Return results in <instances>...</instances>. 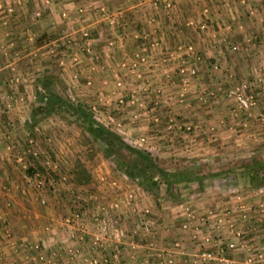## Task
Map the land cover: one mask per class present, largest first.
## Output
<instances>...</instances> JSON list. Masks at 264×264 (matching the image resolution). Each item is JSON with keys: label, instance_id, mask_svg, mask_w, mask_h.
<instances>
[{"label": "rangeland", "instance_id": "1", "mask_svg": "<svg viewBox=\"0 0 264 264\" xmlns=\"http://www.w3.org/2000/svg\"><path fill=\"white\" fill-rule=\"evenodd\" d=\"M19 1L25 0H11L7 5L0 0L1 14L6 18L14 16ZM44 2L49 3L48 0ZM147 2L151 5L150 0ZM185 2L189 5L185 8L187 16L184 24L174 23L176 15L185 17L176 0L171 10L167 11L163 5L155 7L162 11L164 26L168 27L167 34L172 40L158 46L159 40L141 38V43H136L139 46L137 51L128 57L121 56L117 63L118 70L116 69L111 80L112 88L118 92H112L113 96L104 95V90L110 89V81L104 80L94 87L92 83L87 85V80L83 77L76 78L79 71L72 72V69L79 68L80 54L93 61L99 57L96 42L86 28H76L77 34L72 35L70 42L57 40L58 36L56 39L49 38L48 41L52 42L49 49L53 53L49 60L51 69L45 74L39 72L35 78H31L30 71L26 70L29 63L25 61L26 54L18 55V48L12 47L13 43L9 47H6L7 43H0V56H5L2 63L7 69H13L6 80L0 81V121L2 116H8L6 122L0 125V147L3 149L0 164L6 163L0 166V256L2 253L4 255L1 259H5L4 249L10 253L5 264H29L30 255L31 264H55L53 257L49 256L52 253L47 254L48 249L45 247L46 243L54 244V241L62 249L58 253L55 250L52 252L62 254L67 260L65 242L67 240L68 244H76L71 237L76 233V227L80 225L87 232L92 231L93 219L98 218L101 223L105 221L108 214L105 212L124 198L129 190L135 192L141 205L149 208L152 213L149 223L158 221L153 207L161 209V204L168 203L170 211H175L174 219H180L178 226L182 223H187L189 228L192 226L191 230L184 231L189 232L192 242L196 241L198 247L201 246V239L205 237L203 234L207 228L199 226L198 218L201 217L209 218V229L218 218L226 222L227 226L232 224L237 229L243 223L242 236L243 240L247 239V213L241 212V209L238 216H234L232 212H225L226 215H223L219 209H214V204L207 201L218 200L223 191L264 189V186L237 184V179L231 175L219 180L212 177V174L229 169L237 172L242 165L261 160L264 156V121L261 120L264 116V101L261 95L257 93V107L251 110V117L248 118L245 115L232 118L230 112L234 105L225 97L234 80L252 78L259 64L264 62L262 58L257 60L252 74L246 68L242 71L233 68L232 64L237 63L236 59L230 63L235 56L239 62L250 65V60L244 56L246 49L252 52L264 50V0ZM219 5L228 12L225 11L223 15L217 8ZM232 6L236 8L237 15L245 17V21L233 17L235 21L228 22L233 14L229 13ZM79 9H83V12L80 13ZM84 15V8L79 6L73 18L82 21ZM107 15L111 16L102 6L101 19L111 27L114 24L108 22ZM123 15L122 19L126 20ZM41 18L42 10L36 9L28 17V22L35 24ZM111 18L114 19V16ZM223 19L227 21L219 26L218 23ZM4 26L0 24V39L10 33ZM124 26L127 29L129 22L127 25L124 22ZM128 29L134 35L140 27L134 24ZM84 33L87 36H83ZM137 36L135 38H139ZM63 42L67 43L66 46ZM104 42L107 48L114 46L112 41ZM232 46H237L238 50L232 51ZM74 47L78 49L75 50ZM151 47L158 48L157 56V50L152 55L148 52ZM166 47L168 49H164ZM11 48L14 50H10ZM223 48L225 51L222 54ZM219 49L220 57H216ZM202 50L207 51L208 58ZM14 57L20 58L18 61L22 63V68L10 65L13 64ZM168 59H171V69L166 68ZM225 61L224 66L222 63ZM9 62L11 63L8 64ZM153 63L163 64L162 73L152 72ZM200 65L207 66L205 71L209 73L208 76L218 74L222 87L209 90L197 86L194 80L199 75ZM214 65L217 70L212 69ZM56 67L59 69L58 74ZM191 70L194 71L192 75ZM122 72L126 73L127 80H124ZM135 79L139 81L136 84ZM39 81L44 82L46 88L50 85L56 98L44 94L45 87ZM127 82H132V85L125 84ZM218 89L224 97H219L216 104L214 99L217 97L210 94H218ZM121 92H128L129 95L126 98ZM119 99L123 100L122 104L118 102ZM115 102L119 109L113 108ZM76 104L85 106L93 119L116 132L124 144L149 153L160 168L205 177L202 184L181 189V195L172 197V200H162L164 185L161 184L159 190L150 183L144 188L141 178L129 176L128 165L137 161L136 156L121 144H116L113 152L107 153L105 146L98 143L72 113L70 106ZM188 110H192L195 116L187 118ZM147 112L151 114L150 122L154 127L149 128L148 133L134 131L133 123L139 120L142 113ZM188 125L193 127L192 132H187L182 127ZM155 129L158 134L153 132ZM79 166L88 173V182L83 183L79 177ZM117 172L127 178L121 177ZM150 174L157 179L154 173ZM198 203L205 208L197 207L195 204ZM185 208L193 211L195 218L192 222L185 220L182 214ZM256 210L260 217L264 216L263 202L256 204ZM76 213L80 217L71 219L70 226H66L65 220ZM128 215L127 211L124 212L120 220L117 219L119 216L114 215L108 225L109 229L113 228L112 244L115 241V246H121L119 249L125 250L120 237L122 232L137 234L139 244H143L145 240L153 241L151 231L147 234L139 230L142 216L131 219ZM195 228H198L197 232L194 231ZM225 228L226 226L224 230ZM28 235L32 237L29 238ZM227 239L228 235H225L224 240ZM89 249L85 243L81 246V255L86 254ZM24 253L26 256H23ZM259 253L263 254L264 251L259 248L258 253L251 255L258 256ZM17 255L22 259H17ZM39 256L45 260L41 262ZM58 264L83 263L78 259Z\"/></svg>", "mask_w": 264, "mask_h": 264}, {"label": "crops", "instance_id": "2", "mask_svg": "<svg viewBox=\"0 0 264 264\" xmlns=\"http://www.w3.org/2000/svg\"><path fill=\"white\" fill-rule=\"evenodd\" d=\"M1 1L5 2L6 5L10 4L11 2V0H1ZM185 1L186 0H176L177 5H179L180 3L181 8L183 9V10L181 9L182 13L185 14V17L183 18L181 17L182 15H176L175 18L173 19L174 23H179V24L185 23L187 16L186 15L187 12L185 11V8L189 5ZM48 2L49 3L46 2L45 4L44 0L19 1L17 2L18 6H16L17 10L15 11V15L12 16L11 18L4 17L1 14L2 12H0V24H4L7 27V29L10 31V33L7 36L1 37L2 39H0V43L3 42V45L7 43L8 45L6 44V47H9L13 43L14 46L12 45V47L18 48V55L26 54L25 61H29V63H27L26 65L27 67L26 70L28 72L30 71L29 73L31 74V78L32 77L35 78L39 72L45 74L47 73L48 69H51L49 60H51L52 57L51 55L53 53L49 49L50 45L52 44L51 41H48L49 38L50 39L58 38L57 40L70 42V38H72V35L75 36L77 34L76 33L78 31L77 29L86 28L87 31H89L90 36L96 42L95 48L98 49L97 53L99 57L98 60L93 61L90 59L87 60V58L84 57V55L80 54L81 57L79 58L78 61L79 68L77 67L78 69L75 68L72 69V72L75 70L79 71L80 73L77 74L78 76L75 75L76 78L83 77V79L87 80V82L85 81L87 85L92 83L94 87L98 86V84L102 83L104 80L110 81L109 83L110 89L108 90L106 89L107 91L104 90L105 93L104 95H106V97L111 95L113 96L112 92L114 94L116 92H115V88H112L113 84H111V80L114 77L116 69L118 70L117 63L119 61V58H122L121 56L125 55V57H128L134 51H137L139 47L137 46V44L139 45L142 39L145 38H152L154 41L159 40L160 43L162 44L158 42L157 43L158 46L160 45L162 46L164 42L169 43V41L171 42L172 40V38L167 34L169 33L168 27L166 28L164 26L165 20L162 19V11L159 10L158 8L153 7L152 5H149L147 1L138 3L136 2V0H93V1L48 0ZM79 6L83 7L85 10L84 19L82 21H78L77 19L73 18V16L76 15V11ZM102 6L106 8V11L110 13L111 16H114L115 26L112 25L111 27H109L108 25L104 24L105 22H103L104 20H102L100 16V9L102 8ZM217 8L222 12L223 15L225 14L224 13L225 11L228 12V10L222 7L221 5H219ZM232 8H233L232 10L231 9L229 10V13H233L232 14L233 16L231 15L228 22H234L235 19L233 20L232 19L233 17L237 18L239 21L242 22L245 21V17L237 15L236 8L234 6H232ZM36 9L42 10V18L35 24L29 23L28 17L32 13V11ZM122 15L127 19L126 20L124 18L122 19ZM122 21H124L126 25L129 22L130 27L131 25L137 24V26L140 27V29L136 31L135 33L136 35L135 34L131 35L128 29L130 27L127 26L126 29L124 26V22ZM219 21L216 22L218 23ZM224 21H227V19H223L220 23H218L219 26L221 23L223 24ZM262 35L264 39V34ZM135 36L139 38H135ZM134 39H138V40L135 41ZM106 40L112 41L114 43V46L112 48H107L104 42ZM64 44L66 46L67 43ZM240 44L241 43H239V45ZM26 46L28 47V49H25ZM74 49L77 50L78 48L74 47ZM164 49H168V48L166 47ZM10 50H14V49L11 48ZM154 50H157V52L155 51L156 53L154 52L157 56L158 48L156 49L151 47L150 51L148 52L152 55L154 54L153 53ZM219 51L220 49L217 50L216 57H220ZM223 51H225V48H223L222 54ZM246 51L247 53H245L244 56H246L247 60L248 59L250 60L249 63L252 64L244 65L242 62H239V59H237L235 56H233V60L230 61V63H233L234 59H236L235 61L237 63L234 62L235 64H232L233 68L241 71L244 68H246L248 69V72L252 74L253 71L255 70L253 68H255L254 64L257 63L256 61L260 60V58L264 60V50L262 51L253 50L252 52V50H249L247 48ZM202 52L204 56L208 58L207 51L205 52L202 50ZM15 54L17 55V52ZM4 59L5 56H0L1 82L6 80L5 78L9 76V74L13 70L12 68L7 69L6 65H3L2 62ZM18 59L20 60V58ZM18 59L14 57L13 64H10L11 62H9L8 64H10L11 66L16 65L18 66V68H22L23 65L22 63H19ZM170 60L171 59L167 60V64H166L167 65L166 68L168 67L167 69H171L169 64ZM4 62L6 63V60ZM222 64H224L225 66L226 61ZM75 65L76 64H74V66ZM151 65L153 66L152 72L162 73L163 64L159 63L157 65L153 63ZM206 67H207L206 65L199 66L200 72L197 78L194 80L195 84L200 88L203 87L209 90L213 88L222 87L220 85V78H218L219 77L218 74H216L215 76L210 74L211 76H208L209 73L205 71ZM58 72L59 69L56 67V73L58 74ZM123 72L122 74L125 76L124 80H127L126 73ZM123 75L120 74L121 77H123ZM137 82L139 81L136 80L134 83L136 84ZM125 84H130L131 86L132 82H127ZM151 86L153 85L151 84ZM121 94L124 95L126 98L129 95L128 92L127 93L121 92ZM100 95H102V93ZM219 97L220 96H217V98L214 99L216 104H218ZM115 99H117V97ZM113 108L119 109L116 105V102H115V106L113 104ZM192 116H195V113L192 112V110L191 111L188 110V112L186 113V117L191 118ZM7 117L8 116H2L0 125L6 122L5 120H7ZM151 119H152L151 114H149L148 112L142 113L139 117V120L136 121V123H133L134 131L148 133L150 129L154 127V125L151 124L152 122H150ZM153 132L158 134V131L156 129ZM158 137L161 138L160 135H158ZM1 151H3V149L0 147V158L2 156ZM5 164L6 163H1L0 166L2 167V165L4 166ZM220 196L222 197H219L218 200L216 201H207V202H211L212 204H214L215 205L214 209H219L223 215H226L225 212H227V214L232 212L234 213V216L235 215L238 216V213L240 212L241 209H242L241 212L248 214L249 219L247 220L248 222H246L247 225L246 230H248L249 233L245 241L247 242L246 244H248V246L250 247V250L252 251L254 250L256 252H252V251L248 253L242 251L241 252L239 251L240 253L228 252L225 256L226 260L228 261V264H244L243 259L245 258V256H247V254L254 255L258 253L259 248L264 251V216L260 217V215H258L257 213L258 211L256 210L257 203L263 202L264 204V189L260 188V189H251V190H241V191L240 190L223 191V193H220ZM195 205L199 208L202 207V209L205 208L201 203ZM153 208H155L153 211L155 214H157L156 217L158 218V221H156L157 223L153 222L151 228V232L153 234L152 238H153V242L155 243V246L161 250L168 249V251H171L168 253L172 255V260H173L172 264H185L184 260L186 255L195 252L196 249L198 248V243L196 241L192 242L189 236L190 235L189 232L187 233L186 231L182 230V226H181L182 224L178 226L180 219L179 220L174 219L175 211L173 210L170 211L171 207L168 203L161 204V209L156 206ZM159 218H161V222H159ZM24 229L27 230L25 227ZM120 230H122V228H120ZM109 232L113 234L112 233L113 228H110ZM222 232L224 233V230ZM224 234L226 235V233ZM56 236L58 237V234ZM28 237L31 238L32 236L28 235ZM22 242H24V240ZM175 242L179 244L178 248L173 247ZM113 244L115 246L116 242L114 241ZM45 247L46 249H48L46 251L47 254L49 252L52 253L49 256L53 257V262L55 264L64 263L65 260L64 256L60 253H59L60 255L55 254L56 252L58 253L62 249V246L57 244V241H54V244L46 243ZM24 248L26 249L27 246H24ZM53 250H55V253L52 252ZM3 251L5 252L4 253L5 259H1V257L4 256L2 253V255L0 256V262L5 264L6 263L5 260H7L10 257V253L6 251V249H4ZM23 256H26V253H24ZM16 257L17 259H22L18 255ZM26 258L24 259L26 260ZM28 261L29 264H31L30 263L31 255ZM262 264H264V260Z\"/></svg>", "mask_w": 264, "mask_h": 264}, {"label": "built area", "instance_id": "3", "mask_svg": "<svg viewBox=\"0 0 264 264\" xmlns=\"http://www.w3.org/2000/svg\"><path fill=\"white\" fill-rule=\"evenodd\" d=\"M138 3L147 0H136ZM151 5L156 7L159 5H163V8L168 10L173 9L174 0H150ZM149 2V3H150ZM9 11H11L9 9ZM79 12L82 13L83 9H79ZM108 22L110 24H114V19L112 16H106ZM83 36H87L86 33ZM111 46L112 43H109ZM190 49V47H188ZM232 51H237V46L231 47ZM213 70H217V66H212ZM191 75L194 74V71L191 70ZM15 81H18L17 79ZM218 94H210L212 97L223 96L224 94L221 90L218 89ZM257 93L261 95V99L264 101V62L260 63L255 73L252 75V78L248 79H238L234 80L232 87L225 94V97L228 101L233 103V108L231 109L230 116L233 117H242L245 115V118L251 117V110L256 109L257 107ZM119 103H123L122 99L118 100ZM132 103V101H131ZM264 121V116L262 119ZM223 121L221 120L220 124ZM184 130L187 132H192V126H182ZM211 131L213 129L211 128ZM263 131V130H262ZM117 174H120L117 172ZM121 175V174H120ZM123 178H127L125 175H121ZM114 184V183H113ZM128 212V217L131 219L136 218L137 216H142V223H140L139 230L144 231L149 234L152 228V223H149V217L151 216V212L149 208L143 206L139 203L137 199V195L132 190L126 192L125 197L115 202L110 209H108L105 213L108 212L105 221L102 223L98 218L93 219V228L92 231L87 232L84 227L77 226L76 233L72 235L73 242L76 244H68L67 240L65 242V246L67 247V260L64 263L75 262L78 259L82 261L83 264H130V263H142V264H172V255L169 254L168 249L161 250L158 249L153 241L142 242L143 244H139L137 241V234H127L125 232L121 233V241L122 245L125 248L119 249L118 246H114L112 244V235L109 232L108 225L113 220L114 215L120 220V216L124 215V212ZM114 214V215H113ZM186 221L192 222L195 216L192 210L185 208L183 209V213ZM79 214H74L71 218H67L65 220V225L70 226L71 219L75 220L79 218ZM211 218V217H210ZM199 226H207L205 228L206 233L203 234L201 239V246H199L195 252L187 254L185 257V264H228L225 256L228 252H239L245 251L250 252V247L245 240H243V231L241 230L243 223H241L239 229L233 226L232 224L226 225L222 219L218 218V220L214 221L212 224V230L208 228L209 218H198ZM212 223V222H211ZM226 226L225 230L224 227ZM192 226L189 228L187 223H182L183 230H191ZM108 229V230H107ZM198 228H195L194 231L197 232ZM228 235V239L225 241V234ZM122 231V230H120ZM223 233V234H221ZM85 243L88 244L90 248L86 251V254L81 255V246ZM179 244L174 243L173 247L178 248ZM168 253V256H167ZM39 260L44 261V257L39 256ZM264 260L263 254L259 253L258 256H253L251 254H247L244 258V264H262ZM47 261V260H46Z\"/></svg>", "mask_w": 264, "mask_h": 264}, {"label": "trees", "instance_id": "4", "mask_svg": "<svg viewBox=\"0 0 264 264\" xmlns=\"http://www.w3.org/2000/svg\"><path fill=\"white\" fill-rule=\"evenodd\" d=\"M39 83L45 87L44 94L51 95V97L56 98V94L52 91L50 85L46 88L44 82L39 81ZM43 97V96H42ZM46 97V96H44ZM72 113L85 125L86 131L93 135L98 143L105 146L106 152H113L116 144H121L126 150L133 153L137 161H133L128 165L127 172L129 176L142 179V186L146 187V184H151L157 190H159L160 185H164V192L162 200H172V197H179L180 190L187 188L191 185L197 184L200 186L205 177L201 176H189L184 172H172L160 168L156 159L142 150L134 149L121 141V137L114 131L108 129L106 126L98 123L92 118L87 108L81 104L71 105ZM121 164L119 163V166ZM80 167V166H79ZM157 176L154 178L153 174ZM231 175L237 179V184H249L254 185V187L264 186V156L261 160L252 162L250 164L242 165L240 170L234 172L229 169L225 172H220L218 174H212L213 179H226ZM79 177L84 182L90 180L88 173L82 168H79ZM181 195V194H180ZM178 199V198H177Z\"/></svg>", "mask_w": 264, "mask_h": 264}]
</instances>
